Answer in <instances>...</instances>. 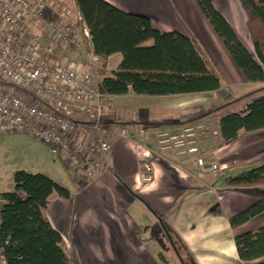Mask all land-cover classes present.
I'll return each instance as SVG.
<instances>
[{"label":"crops","instance_id":"crops-1","mask_svg":"<svg viewBox=\"0 0 264 264\" xmlns=\"http://www.w3.org/2000/svg\"><path fill=\"white\" fill-rule=\"evenodd\" d=\"M72 1V9L77 10ZM106 1L125 12L149 17L160 31H177L195 39L220 75L222 87L216 92L166 96L112 95L115 111L105 122L145 127L147 137L115 139L104 163L93 161L85 152L77 171L69 170L60 157L64 171L57 163L45 166L44 175L70 193L68 198H54L46 211L63 238L68 257L74 264H185V252L195 264H255L264 260H240L235 243L236 235L264 227V213L238 228L230 225L232 216L263 197L264 185L237 189L224 183L227 176L264 164V130L242 133L230 144H223L220 134L201 140L202 156L221 168V178L202 173L173 151L159 150L155 136L158 130L176 129L182 122L236 101L264 84L246 79L195 0ZM233 9L221 11L255 55L247 25L243 26L246 20L234 0ZM46 23L44 20L40 25ZM153 44L148 41L144 46ZM88 51L82 50L79 58L87 59ZM122 59L120 53L112 55L108 69L117 70ZM247 103L237 102L199 121L220 131V119L244 110ZM145 163L154 167L150 183L138 179ZM90 169H95L92 178L87 176ZM118 181L123 183L122 189L115 187ZM175 235L184 247L181 254Z\"/></svg>","mask_w":264,"mask_h":264},{"label":"trees","instance_id":"trees-1","mask_svg":"<svg viewBox=\"0 0 264 264\" xmlns=\"http://www.w3.org/2000/svg\"><path fill=\"white\" fill-rule=\"evenodd\" d=\"M239 1L255 55L213 0H195L246 79L264 84V0ZM74 2L89 29L93 52L98 58L97 75L102 93L166 96L221 89L220 75L195 39L177 31H160L149 17L125 12L106 0ZM148 41L154 44L144 46ZM116 53L122 54L123 59L117 70L110 71L108 62ZM241 101H248L244 110L225 115L219 121L223 144L236 141L242 133L264 130V86L181 124L213 117ZM13 182V189L1 194L0 248L4 264H74L46 212L54 198H68L69 191L44 174L26 171L15 173ZM224 183L237 189L264 185V164L227 176ZM262 194L260 200L230 218L232 228L264 213ZM235 243L240 260L264 259V227L236 235ZM255 264H264V260Z\"/></svg>","mask_w":264,"mask_h":264},{"label":"built area","instance_id":"built-area-1","mask_svg":"<svg viewBox=\"0 0 264 264\" xmlns=\"http://www.w3.org/2000/svg\"><path fill=\"white\" fill-rule=\"evenodd\" d=\"M44 20L47 23L40 25ZM80 32L88 41L87 59L79 58ZM97 66L79 9L73 10L62 0H0V133H25L40 139L75 171L85 152L93 161L104 163L115 139L146 138L145 127L105 122L115 106L111 95L99 89ZM219 134L211 124L197 121L158 130L155 136L159 150L186 157L202 173H217L221 168L202 156L200 142ZM154 173L153 165L145 163L138 179L150 183ZM94 174L95 169L87 171L89 178ZM115 187L122 189L123 183L118 181ZM2 204L0 195V208ZM2 259L0 248V264H4ZM182 259L195 264L186 252Z\"/></svg>","mask_w":264,"mask_h":264},{"label":"rangeland","instance_id":"rangeland-1","mask_svg":"<svg viewBox=\"0 0 264 264\" xmlns=\"http://www.w3.org/2000/svg\"><path fill=\"white\" fill-rule=\"evenodd\" d=\"M62 1L65 2L66 4H71L73 6L72 0H62ZM213 1L216 8L221 13H222L221 10L226 12L225 9L228 12L234 10L233 0H213ZM234 1L236 5L238 4V12H240L243 15L242 17H244L246 20V16L241 8L240 1L239 0H234ZM221 5L225 9H223ZM195 9L197 10V8ZM200 11L201 10L199 9V12ZM199 12H197L198 17L200 16ZM238 12H236V14ZM202 15L204 14L202 13ZM223 15L226 14L224 13ZM243 26L244 27L246 26V21L243 22ZM248 37L250 38L249 33H248ZM77 49L81 54V56H82L81 51L83 50L84 53H86L88 49L86 38L81 32L78 33ZM52 163H57V165H59L62 171H64L59 156L53 153L50 147L46 143L42 142L40 139L25 133H15L9 131L1 132L0 133V195L9 192L13 189L14 186L13 177L15 173L19 171H26L32 174H46L45 166L47 164H52ZM209 174L217 175L220 178L221 176H223L220 173V171L214 174L213 173H209ZM151 238H153V235ZM176 247L181 254V249H182L181 246L177 245Z\"/></svg>","mask_w":264,"mask_h":264}]
</instances>
